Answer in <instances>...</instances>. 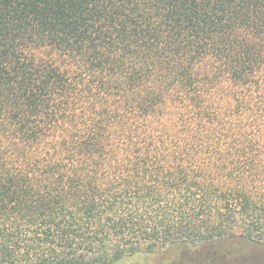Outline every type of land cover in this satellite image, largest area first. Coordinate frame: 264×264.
I'll return each mask as SVG.
<instances>
[{
    "label": "trees",
    "instance_id": "16d2710c",
    "mask_svg": "<svg viewBox=\"0 0 264 264\" xmlns=\"http://www.w3.org/2000/svg\"><path fill=\"white\" fill-rule=\"evenodd\" d=\"M240 245L264 246V0H0V264Z\"/></svg>",
    "mask_w": 264,
    "mask_h": 264
},
{
    "label": "rangeland",
    "instance_id": "374dc122",
    "mask_svg": "<svg viewBox=\"0 0 264 264\" xmlns=\"http://www.w3.org/2000/svg\"><path fill=\"white\" fill-rule=\"evenodd\" d=\"M240 248L245 256L228 258L226 264H264V246L240 245ZM192 250V247H187L186 249L174 247L152 255H136L126 258L117 264H190L188 261L191 258L183 256V252L190 253L188 251Z\"/></svg>",
    "mask_w": 264,
    "mask_h": 264
}]
</instances>
